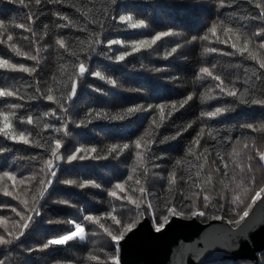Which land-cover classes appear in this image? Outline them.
Here are the masks:
<instances>
[{"label":"trees","instance_id":"1","mask_svg":"<svg viewBox=\"0 0 264 264\" xmlns=\"http://www.w3.org/2000/svg\"><path fill=\"white\" fill-rule=\"evenodd\" d=\"M226 4L230 6L219 7L217 0H61L60 3L42 0V4L37 6L35 0H24V4L19 3V0H0V21H4L14 38L13 41H7L5 33L2 37L5 43H0V56L12 63H23L37 69L31 75L0 69V87L14 89L23 97L0 98V111L14 112L16 115L12 123L15 130L31 133L32 140H39L45 145L38 148L0 135V148L5 149L0 152V172H11L18 179L38 174L41 159L50 156V138L62 140L63 147L60 152L64 157L56 161V177L53 178L45 198L40 201L39 215L34 217L31 227L13 245L0 247V260L4 264H111L108 256L115 253L114 242L97 225L85 221L84 216H101L102 222L109 226L112 222L103 220V213L115 208L116 214L125 222H130L131 219H138L139 223L143 221V206L141 212L144 214L137 216L133 205L110 196L109 192L117 183L128 181L135 161L134 142L145 133V129L152 131L149 125L155 113L149 109L125 116L123 120L110 117L124 115L128 107L136 105H143L145 108L148 105H171L185 99L189 94H194L193 99L171 117L166 116L164 125L156 130L157 143L152 145L149 153L147 166L150 171L146 185L149 191L145 200L153 205V209H148L152 226L155 229L156 224L161 222V216L168 215L164 211L165 201H170L172 206L185 213L183 216L168 215V221L173 217L195 219L202 224L215 220L232 227H237L243 221L240 216L245 210L250 211L247 204L251 203V198L244 197L242 204L231 202V189L234 185L229 181L239 169L235 167L228 153L237 139L241 145L245 142L251 145L255 141L259 150L264 151V132H254L245 127L253 124L258 128L264 124V105L251 103V100L264 98V75H261L264 69H260L256 62L246 59L247 54L224 55L225 52L235 53V49L230 43H219L217 37L212 36L208 29L212 23L224 21L225 24L239 28L251 36L264 26V17H261L253 0H226ZM54 12L67 16L76 26L58 28L57 24L67 21L52 15ZM30 14H35L34 23L27 19ZM121 15L144 20L146 27L131 28L127 22L119 20ZM99 22H103V29ZM20 23L31 25L37 38L43 37L38 44L31 43V33L15 27ZM45 25L48 26L47 36H44ZM169 30L174 34L162 37L151 48L132 52V41L151 39L156 33ZM204 35H208L209 39H199ZM217 36L221 40L228 38L222 28H218ZM24 37L29 39L25 40ZM57 37L63 38L68 47L77 52L79 60L55 44ZM192 37L197 39L193 41ZM97 38L102 43L89 48L88 41ZM114 39L126 43L109 45L108 41ZM9 43H16L22 51L30 54H36L35 49L39 47V65L35 61L17 56L8 47ZM177 45H180L177 51L166 57V53L171 52ZM210 47L219 51L206 53L204 49ZM121 52H129L130 55L123 61H117L115 57ZM81 61L88 71L77 78L73 72L78 69L74 70L73 64ZM61 65L64 66L63 72ZM201 67H208L214 74L220 75L226 85L234 83L242 94L247 90L245 98L249 103H241L233 97L221 94L219 89H215L218 82L210 77L203 76L198 79L202 75L199 71ZM97 71L106 79L101 80L92 75ZM69 76L77 80V94L65 103L68 111L64 113L54 102L44 99L41 93L46 94L49 86L66 91L64 85L70 87L71 84ZM257 76L261 78L256 79ZM53 77H56L55 84ZM107 78L116 80L117 85L114 87L108 84ZM37 87L40 92L36 91ZM208 88L214 89V98L202 101L200 94ZM55 94L59 97L60 92ZM13 104L21 107L14 108ZM217 107H230L232 110L211 118L200 115L201 112L213 111ZM53 110H56L55 116L44 115L45 112ZM168 110L166 107V114ZM97 112L107 115L97 117ZM29 115L37 118L38 124L21 123V118ZM82 120L83 124L80 123ZM44 123L53 127L43 130ZM65 123L68 135L64 134L62 128ZM190 123L192 127L184 131ZM0 126H3L2 123ZM201 127L205 128V135L200 145L196 146L193 140ZM55 128H61V131L56 132ZM209 128L213 130L215 139L207 135ZM177 132L181 134L176 139L164 140V137L175 136ZM123 144H129V149L119 155H109V146ZM92 147L97 151L86 153L88 159L70 163L67 161L66 157L77 148ZM190 147L197 155L202 154L199 160L188 154ZM217 154L223 156V161ZM252 155L254 159L251 162V175L256 179L254 187L259 188L264 184V167L258 157H255V153ZM92 156L100 158L92 159ZM31 157L37 159L32 160ZM204 157L207 158V163ZM177 160L182 161L179 166H176ZM224 163L228 164L227 169L224 168ZM248 163L246 158H241V164L246 170ZM200 164H204L203 170L197 167ZM174 166L177 171V184L169 192L168 174L173 171ZM217 168L220 171H215ZM198 170L201 171L199 178L195 175ZM225 172L227 175H224ZM209 174L213 176L212 184L204 185L205 192H201L196 198L197 209L205 214L192 216L193 209L185 206L191 205L192 193L199 191L194 183H202ZM181 176L182 180L179 179ZM135 177L143 183L141 170L137 171ZM39 178L40 175H37V180ZM65 180H75L77 183L68 185L64 183ZM85 181H92L100 187L88 185L80 188L78 185ZM7 183L11 190V182ZM225 183L229 184L227 189L224 188ZM134 187L133 181L127 182L128 194H133L131 189ZM204 194L211 197L207 208L204 207ZM62 201L67 203H61ZM13 207L17 211H23V205L19 201L0 192V216L9 221L18 220L19 217L11 210ZM71 221L85 227L86 236L83 241L74 239L66 245H55L41 250V246L49 239L74 231ZM8 226L11 227V224ZM0 234H4L2 226ZM90 255L99 259L91 260ZM257 257L256 262L242 258L205 264H264V249L257 253Z\"/></svg>","mask_w":264,"mask_h":264},{"label":"snow or ice","instance_id":"2","mask_svg":"<svg viewBox=\"0 0 264 264\" xmlns=\"http://www.w3.org/2000/svg\"><path fill=\"white\" fill-rule=\"evenodd\" d=\"M49 3H60L61 0H48ZM255 3V6L259 9L261 17H264V0H253ZM19 3L24 4V0H19ZM219 7H226L230 6L226 4V0H217ZM35 4L37 6L42 4V0H35ZM27 7V5H24ZM52 15L59 17L61 20L67 21V23L63 24H57L58 28H67L69 26L75 27L76 25L74 22L69 19L67 16L61 15L59 12H54ZM35 14H30L27 16V19L29 21H34ZM119 20L121 22H127L131 28H142L146 27L144 20H134L131 15H121L119 17ZM96 22V21H93ZM101 29H103V22H99ZM15 27L25 29L27 32L32 34L33 39L31 40L32 44H38L39 39H42L43 37H38L37 34L34 31L33 27L31 25H25L23 23L15 25ZM47 25L44 26V36L48 35L47 32ZM218 28H222L223 33L227 39H219L217 36V30ZM83 30V29H82ZM208 32L211 33L212 36L217 37V41L222 44H231V47L235 49V53L231 52H225L224 55H234L236 53L240 54L241 56H244L247 54L246 59H250L256 64L259 65L260 69H264V26H261L258 31L253 32L251 36H249L246 32L241 31L239 28H234L230 26L229 24H225L224 21H218L212 23V25L209 27ZM7 33V41H13V35L8 29V26L4 23V21H0V43H5V41L2 39V37ZM102 34V33H101ZM174 33L169 31H161L156 33L154 36L151 37V39H142V40H134L131 42L132 45V52H139L141 49H147L151 48L154 44L157 43V41L161 40L162 37H167L170 35H173ZM25 40L29 39L28 37H24ZM197 37H192V40L195 41ZM201 40H208V35H204L199 37ZM83 41H81V44ZM102 41L97 39H90L88 41V46L91 48L94 44L99 45ZM126 42L123 40H109L108 44H125ZM55 44L59 46L60 49H63L64 52L68 53L70 56L76 57L77 60H79V56L76 51L71 50L68 45L66 44L65 40L63 38L57 37L55 40ZM8 47L17 55L27 58L28 60L35 61L37 65L40 63L39 58V52L40 48L37 47L35 49L36 54H30L27 51H22L20 47L16 43H9ZM180 47V45H177L176 47L171 49V52L166 53L167 56H171L173 53L177 51V49ZM204 51L206 53H215L219 51L215 47L205 48ZM130 55L129 52H121L119 55L115 57L117 61H123L126 56ZM214 67V66H213ZM73 68L78 69V71H74L73 75L78 77L84 76L86 71L88 69L85 67V64L81 61L78 64H73ZM0 69L10 70V71H20L24 73H28L29 75L36 72V67H28L23 63H12L9 59H5L3 56H0ZM64 71V66L61 65V72ZM201 76H198V79H202L203 76H207L212 78L214 81H217L218 83L215 84V89H219V92L221 94H225L227 96L233 97L236 100H239L241 103H249V100L245 98V95L247 94V90H245V93H241L238 88H236L235 84L226 85L225 80L217 74H214L212 70H210L208 67H201L200 68ZM92 75L100 78L101 80H105V76L102 75L101 72L97 71L92 73ZM261 75H264L262 73ZM260 76H257L256 79H260ZM69 80L71 81L70 87L68 85H64L66 91H60L58 88H55L54 86H49L47 88L46 94L41 93L43 95L44 99L48 101H52L57 105V108L60 109L62 112L67 113L68 109L65 106V103L67 101H71L73 97L77 94V80L72 79V76H69ZM54 84L56 83V77H53ZM107 83L116 86L117 81L111 78H107ZM37 92H40L39 87L36 89ZM56 92H60L59 97L55 94ZM194 94H189L185 99L179 101V102H173L171 105H165V104H157V105H148L147 108H145L143 105H136L134 107H128L125 110L124 115H115L110 117L114 120H123L125 119V116H132L137 112H144L149 109L153 110L155 115H153L152 120L150 121L149 127L152 129V131H149L148 129H145V133L141 135L135 142V161L134 165L131 169V173L128 176V181H133L135 184V187L131 189L133 194H128L126 185L128 181H125L123 183H117L114 186V189L109 192V195L112 197H115L117 199L126 200L129 204L134 206V210L136 211L137 216L143 215L144 212H141L142 206L144 207V210L147 211L148 209H153V205L150 201L145 200V196L148 194V188H147V177L149 175V168H148V159H149V153L152 151V145L157 143L156 139V130L161 128L164 125L166 116L171 117L174 112L179 111L180 109L184 108L185 105H187L192 99ZM19 97L20 99H23V97L19 96V93L14 89L4 88L0 87V98L3 97ZM214 98V89L208 88L205 92H202L200 94V99L202 101L204 100H210ZM251 103L255 104H261L264 105V98L262 99H254L251 100ZM12 107L18 108L21 107V105L13 104ZM166 107L169 109L167 111V114L165 113ZM232 109L230 107H217L213 111L208 112H201V116L204 117H217L221 114L231 111ZM14 112H5L0 111V123H2L3 126H0V135H3L9 140L20 142L25 145H33L34 147H45L44 144L40 143L39 140H32L31 133H25L24 131L17 132L13 126L12 119L15 117ZM45 116H55L56 110H53L51 112H45ZM97 117L100 116H106V113H96ZM27 123V124H38L37 118H34L33 116L29 115L26 118H21V123ZM81 124L84 123V121H80ZM53 125L49 123L43 124V130H47L49 128H52ZM192 127V124H188L186 128H184V131H187L189 128ZM248 129H251L254 132H264V124L260 125L258 128L255 127L253 124H247L245 126ZM63 131L65 135H68L67 131V123L62 125ZM56 132H60L61 128H55ZM181 133L177 132L175 136H166L164 137V140H174L177 136H179ZM205 135V128L201 127L199 132H197L196 138L193 140V144L196 146L200 145L201 140L203 139ZM207 135L215 139V136L213 135L212 129H207ZM231 140V137L228 138ZM162 142V141H161ZM63 147V142L60 139L50 138V143L48 144V151L50 152V156L47 159H41V167L38 174L29 176V177H22L17 178L16 175L12 174L11 172H0V192L3 193L4 196L12 197L14 200L19 201L21 205H23V211H17L15 207H13L11 210L13 213H15L16 217H19L18 220H11L9 221L7 218L0 216V226L4 228V234H0V247L2 246H9L13 245L16 241H19L21 237H23L27 230L31 227L32 222L34 221V217L39 215V206L40 201L45 198L46 193L48 192L49 186L53 182V178L56 177V161L64 159V157L61 155L60 149ZM129 144H123L122 146L118 145H111L108 148V153L111 155L112 153H116L117 155L121 154L124 150L129 149ZM5 151V149L0 148V152ZM97 149L95 147L92 148H77L75 152H73L71 155H68L66 157L67 161L70 163L75 160H84L88 159L89 157L86 155V153L91 152L95 153ZM207 149H205V152ZM85 153V154H82ZM252 153H255V157H258L259 162H261V166L264 167V151H260L257 147L255 141L252 142L251 145H249L247 142L243 143L241 145V142L239 139H237L236 143L232 146L231 151L228 153V155L231 157L235 167L239 169V172H234V174L230 177L229 183L233 184L234 187L231 189L233 193L232 203L233 204H242L244 203V197L250 196L251 203L247 204V208L250 209L252 205L261 199L262 196H264V184H261L259 188H255L254 185L256 184V179L254 176L251 175L252 172V161L254 159V156ZM188 154L193 155L196 157V159H200L201 155H197V153L193 150V148L188 149ZM219 159L223 161V156H219L217 154ZM246 158L249 162L247 164V170L244 166L241 164V158ZM92 159H97L100 157L92 156ZM106 158V157H105ZM32 160H36L37 157H31ZM205 163H207V158L204 157ZM182 163L181 160L176 161V166H179ZM156 167H159L157 165ZM200 170H203L204 164H200L197 166ZM224 168H228V164L224 163ZM138 170H141V174L143 176V183L141 179L136 178L135 174ZM215 171H220L219 168L215 169ZM37 175H40V178L37 180ZM196 177L199 178L201 175V171L196 172ZM224 175H227V172L224 173ZM179 179H183V176H181ZM7 182H11V190H9V186ZM35 182V183H34ZM168 191L171 192L173 190V187L177 184V171L175 170V166L173 168V171H171L168 174ZM213 182V176L212 174L207 175V177L203 180L202 183H194V186L199 189L198 192L192 193V203L191 205H186L185 207H191L193 210L191 211L192 216L200 215L203 216L205 213L204 211H199L197 209L196 204V198H198L201 194V192H205L204 185H210ZM223 183V181H221ZM65 184L73 185L77 182L75 180H65ZM88 185H91L93 187L99 188L100 185L95 184L92 181H85L83 183H80L78 186L80 188H85ZM229 187V184L225 183L224 188L227 189ZM123 195H120V194ZM135 193H139V195H135ZM185 199H189V197H184ZM174 199V198H173ZM211 197L208 194L203 195V202L204 207H209ZM31 201V203L29 202ZM61 203H67V201H62ZM7 206V205H5ZM223 207V205H221ZM164 211L168 213V215L172 216H183L185 213L181 210H177L174 206H172L170 201H165V208ZM248 211L245 210L243 212V215L240 216V219L243 220L245 217L248 216ZM168 215H163L160 218L161 222H158L155 227V231L160 232L161 229L164 227V224L168 222ZM216 219H219V217H214ZM84 220L97 225L100 229L103 230V233L110 238L111 242H114L115 246V253L110 254L108 256V259L111 261V264H121V257L119 255L120 253V242L125 239V236L127 233L131 232L139 223L138 219H131L130 222H125L124 219L120 218L118 214H116V209L113 208L111 211L103 213V220H110L112 222L111 225L106 226L104 222H102L101 216H94V215H86L84 216ZM74 225V231H70L64 235H59L53 239H49L46 243H44L41 246V250L49 249L50 246L55 245H66L69 241H72L74 239H78L80 241H83L86 236V229L85 227L80 224L76 223L74 221H71ZM11 224V227L8 225ZM89 259L91 260H98L99 257L95 255H90ZM0 264H4L2 260H0ZM59 264V262H57Z\"/></svg>","mask_w":264,"mask_h":264},{"label":"water","instance_id":"3","mask_svg":"<svg viewBox=\"0 0 264 264\" xmlns=\"http://www.w3.org/2000/svg\"><path fill=\"white\" fill-rule=\"evenodd\" d=\"M248 213L237 227L173 217L157 232L147 210L143 221L120 242L121 264H205L242 258L256 262L264 249V196Z\"/></svg>","mask_w":264,"mask_h":264},{"label":"rangeland","instance_id":"4","mask_svg":"<svg viewBox=\"0 0 264 264\" xmlns=\"http://www.w3.org/2000/svg\"><path fill=\"white\" fill-rule=\"evenodd\" d=\"M64 235V234H63Z\"/></svg>","mask_w":264,"mask_h":264}]
</instances>
